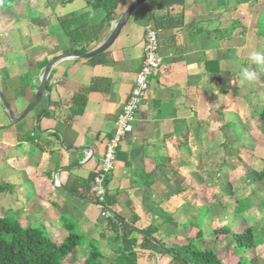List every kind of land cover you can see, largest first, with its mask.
I'll use <instances>...</instances> for the list:
<instances>
[{"label": "crops", "instance_id": "1", "mask_svg": "<svg viewBox=\"0 0 264 264\" xmlns=\"http://www.w3.org/2000/svg\"><path fill=\"white\" fill-rule=\"evenodd\" d=\"M133 1L121 0L104 25L95 0L1 8L0 91L15 115L33 101L49 63L102 45ZM148 25L158 30L162 64L122 137L103 209L84 198L142 67ZM254 50L264 51V0H150L107 52L55 65L50 100L23 121L11 122L0 103L1 210L59 244L66 218L87 244H100L105 264L118 258L116 236L135 241L137 264H170L165 250L188 240L215 250L223 264H262L264 67L250 63ZM243 68L259 79H243ZM248 229L258 241L245 253L216 234Z\"/></svg>", "mask_w": 264, "mask_h": 264}, {"label": "trees", "instance_id": "2", "mask_svg": "<svg viewBox=\"0 0 264 264\" xmlns=\"http://www.w3.org/2000/svg\"><path fill=\"white\" fill-rule=\"evenodd\" d=\"M0 0V9L1 6ZM8 3V9L13 6L17 0H5ZM121 0H95L94 7L104 11V24H109L115 17V11ZM79 53L85 54V50ZM0 188V191H3ZM85 200L96 204L94 197L89 194ZM107 200V198H106ZM244 203H239V211H244ZM106 208V203L103 205ZM4 214V213H3ZM8 214L0 215V264H61L68 256H70L77 248L83 244L84 235L79 232L76 225L63 219V228L68 233L66 239L62 243L52 241L47 232L42 228H23L17 219H9ZM122 224L123 220L120 219ZM113 232L117 233V226L111 220L107 223ZM217 235H228L235 245L236 249L245 253L254 249V233L248 229L243 233L230 234L224 231H217ZM144 241L150 243L151 233L145 232ZM197 239H201V234ZM113 241L121 242V247L114 253L118 258L114 264H137L138 256L132 250L135 241L128 240L126 236L113 238ZM167 255L171 257L170 264H223L219 259L217 252L210 249H200L195 245L194 240H188L185 246H175L165 250ZM104 252L95 246L94 242L90 243L89 249L84 261L78 264H105ZM264 264V261L263 263Z\"/></svg>", "mask_w": 264, "mask_h": 264}, {"label": "built area", "instance_id": "3", "mask_svg": "<svg viewBox=\"0 0 264 264\" xmlns=\"http://www.w3.org/2000/svg\"><path fill=\"white\" fill-rule=\"evenodd\" d=\"M161 64L162 59L159 54L158 30L153 25H148L146 27L142 67L136 76L129 100L117 119V131L107 142L106 151L100 167L91 181L90 194L101 208L106 203V185L109 176L115 169L117 151L120 147L122 137L124 134L132 131V123L146 98L150 80L155 72L159 70Z\"/></svg>", "mask_w": 264, "mask_h": 264}, {"label": "water", "instance_id": "4", "mask_svg": "<svg viewBox=\"0 0 264 264\" xmlns=\"http://www.w3.org/2000/svg\"><path fill=\"white\" fill-rule=\"evenodd\" d=\"M149 1L150 0L133 1L130 7L124 13H122L120 17L117 19V22L114 25L112 32L110 36L108 37V39L102 45L97 47L95 50L89 53H86V54H67L49 63L48 66L45 68V71L40 81V86L38 88V91L35 94L33 101L30 103V105L26 108V110L23 112L21 116L17 117L15 115L11 105L6 100L3 93L0 91V103L6 115L10 119V121L16 124L20 123L39 105V103L45 96L48 98V100H50V96L47 94V81L55 65H57L61 61L68 59V58H74V59H79V60H90V59H93L107 52L114 45L116 40L119 38L122 30L127 25V23L130 21V19L132 18L136 10L139 7L143 6L144 4L148 3Z\"/></svg>", "mask_w": 264, "mask_h": 264}, {"label": "rangeland", "instance_id": "5", "mask_svg": "<svg viewBox=\"0 0 264 264\" xmlns=\"http://www.w3.org/2000/svg\"><path fill=\"white\" fill-rule=\"evenodd\" d=\"M127 3H129V0H128V2H126L123 6H127ZM1 6L4 8V7L8 6V3H6L5 0H2V1H1ZM254 187H255V189H256V190H254V191L258 192V191L260 190V191L262 192L260 186H256V185H255ZM263 194H264V193H263ZM3 213L5 214V212L2 211L1 208H0V215H3V216H4ZM5 216H6V215H5ZM6 217H9V219H11V220H15V219H17V217L13 216L12 214H8V216H6ZM17 220L19 221V219H17ZM83 237H84V240H83V244H82L81 247H80V250L78 251L79 254H77V255H78V257H77V261H75V257H74V255L72 254L69 258H67V259H66L63 263H61V264H78V263L82 262L83 259L86 258V254H85V251H84V250H86V252L88 251L89 246H90V243L87 244L88 239L86 238V236H83ZM257 241H258V240L255 239V242H256V243H257ZM94 244H95L96 247H98V248L101 249L100 244H98V243H94ZM103 252H104V251H103ZM106 264H108V263H106Z\"/></svg>", "mask_w": 264, "mask_h": 264}, {"label": "clouds", "instance_id": "6", "mask_svg": "<svg viewBox=\"0 0 264 264\" xmlns=\"http://www.w3.org/2000/svg\"><path fill=\"white\" fill-rule=\"evenodd\" d=\"M248 59L250 63L255 64L258 68L264 67V51H252L249 53ZM241 76L248 82H255L259 79V73L251 68H243Z\"/></svg>", "mask_w": 264, "mask_h": 264}]
</instances>
